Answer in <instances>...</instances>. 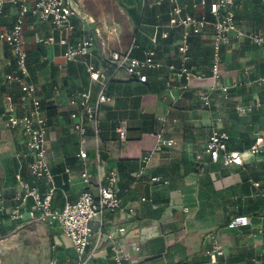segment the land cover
<instances>
[{
  "label": "crops",
  "instance_id": "0c3cea01",
  "mask_svg": "<svg viewBox=\"0 0 264 264\" xmlns=\"http://www.w3.org/2000/svg\"><path fill=\"white\" fill-rule=\"evenodd\" d=\"M257 5L262 7L260 0H235L239 27L264 32V14L259 21L255 18ZM172 7L173 4L165 2L143 10L141 17L146 16V21L136 34L133 56L143 58L147 49L157 46L158 59L167 64L179 63L178 43L182 29H172L168 38H161ZM13 22L1 23L0 31L10 28ZM89 24L90 18L87 26ZM82 26L80 23L76 35L83 34ZM44 27L49 29L43 30ZM214 31L209 25L202 33L191 37L190 65L206 77L210 72ZM41 34L46 39L40 38ZM52 35L57 38L59 32L51 20L28 15L24 37L30 72L38 85L42 104L56 107L54 120L57 124L49 125L48 134V158L57 185L54 205L61 207L66 201L74 202L85 190L96 192L98 174L107 175L117 170L120 190L124 187L128 192L122 194L124 208L105 215L103 231L113 234L126 261L132 264H191L194 260L199 264H264V152L255 155L248 147L243 148L238 150L243 164L224 166L222 162H212L205 151L213 125L247 135L251 140L259 134L264 135V106L256 113L239 111V107L264 100V88L254 82L264 75V48L231 38L223 49V82L233 86L230 94H237L236 100L225 99L217 91L210 109L201 99L211 83L208 78L193 80L191 87L183 90L179 83L168 88L167 67L147 71L151 76L148 79L150 87L124 71L119 72L111 85L114 101L105 105L101 112L98 162L92 130L89 129L85 137L75 131L68 105L73 92L89 86L88 74L85 69L80 72L82 63L67 62L64 46L46 42ZM108 56L109 53L96 47L92 60L112 73L114 67ZM11 57L8 45L0 39V192L4 194L5 204V210L0 209V240L16 226L38 217L37 212H33L32 200L20 207L17 219L11 215L16 205L13 197L20 190L19 170L22 177L42 193L47 188L45 181L35 179L30 172L24 134L20 128H12L4 116L7 95L19 105L20 88L7 78L13 70L8 65ZM82 77L88 81L86 87ZM247 99L251 102H246ZM231 106L240 113L236 120L227 112ZM17 113H23L21 107ZM218 116L222 118L219 123L215 120ZM122 124L127 128L126 139L119 136ZM152 125L153 131L163 129L165 137L174 138L175 145L155 151L158 143L155 132L149 130ZM232 138L238 140V136ZM81 148L88 151L89 158L85 162L78 156ZM85 170L91 174V184L82 179ZM156 176L160 181L151 179ZM241 214L249 216L250 224L229 228L230 219ZM45 225L53 248L51 257L45 262L57 259L60 264H75L71 239L59 225ZM94 226H98L96 221ZM3 241L0 250L7 251ZM214 243L220 250L217 262L211 261L207 254L214 249ZM111 244L110 240L103 239L90 264H116ZM162 244L165 252L155 258ZM7 257L0 253L1 264H23L20 258Z\"/></svg>",
  "mask_w": 264,
  "mask_h": 264
},
{
  "label": "built area",
  "instance_id": "2783aa9c",
  "mask_svg": "<svg viewBox=\"0 0 264 264\" xmlns=\"http://www.w3.org/2000/svg\"><path fill=\"white\" fill-rule=\"evenodd\" d=\"M7 1L15 5L16 18L10 28L0 31V39L8 45L12 56L8 65L13 70L7 78L19 86L20 95L18 106L11 95L6 96L8 106L4 116L12 128H20L25 136L27 146L25 156L28 158L32 176L37 180L45 181L47 185L42 193L40 188L26 181L22 177V171L19 170L17 181L20 184V190L13 197L16 205L12 210V217L18 218L20 207L32 200L33 212L38 214L37 219L50 226L59 225L64 234L71 239L76 255L75 264H90L92 258L98 254L103 239L111 241V250L116 264H132L125 260L113 234L103 231L105 215L110 211L114 213L124 208L117 170H111L107 175L98 174L96 192L85 190L74 202L66 201L61 207L54 205L57 185L48 158V115L38 94V85L33 80L29 69L28 51L25 45L24 35L28 15L51 20L59 36L56 38L52 35L46 42L64 46V57L67 62H78L85 66L90 84L83 90L78 89L73 92L68 99V105L71 107L70 117L73 120L75 131L85 137L88 130H92L97 144L98 162H100L101 112L105 105L114 101L115 95L110 91V84L119 72L124 71L129 77L139 82H147L149 79L147 71L167 67L169 78L166 84L168 88L179 83V87L183 90L189 89L193 80L204 81L208 78L211 83L201 99L203 105L210 109L215 92L220 91L225 99H228L230 90L233 88L223 82V49L225 46L230 43L231 38L236 37L250 45L264 48V32L248 31L239 27L236 20L235 0H193L183 3L179 0H141L143 10L148 6H160L165 2L173 4L170 18L161 38H168L172 29H182L178 43L180 61L179 63H164L157 58V46L147 49L143 58L133 56L132 52L137 46L134 38L126 50L110 51L107 59L113 65L114 70L109 73L92 60L98 30L93 29L91 32L90 27L87 26L89 16L80 11L81 9L77 7L74 0H0V14ZM260 1L264 8V0ZM80 23L83 24L81 27L83 34L78 36L76 32L80 29ZM209 25L215 31L212 40L210 74L206 77L190 65V51L191 37L202 33ZM254 82L264 88V75L257 77ZM236 86L237 84L234 85ZM263 106L264 100L258 99L250 105L239 107V111L251 113ZM19 107L23 110L22 114L17 113ZM221 119L218 116L215 120L219 123ZM118 132L121 139L127 138V128L124 124L119 127ZM155 135L158 143L155 151L172 148L176 143L174 138L164 136L163 129L158 130ZM229 142L230 134L213 125L205 146V151L212 162H222L224 166L244 163L241 152L230 149ZM248 150L255 155L263 153L264 135H257ZM78 156L84 162L89 158L88 151L82 148ZM66 170L70 171L69 168ZM81 176L86 184H91L92 177L88 170H85ZM151 179L160 181V177L157 176ZM0 209L5 210L2 192H0ZM95 221L98 223L96 227L94 226ZM249 224V216L241 214L232 217L228 227L237 229ZM121 230L124 231V228ZM213 246L214 249L208 251L207 254L211 257V261L217 262L216 257L220 250L215 243ZM46 264L60 263L57 259H50Z\"/></svg>",
  "mask_w": 264,
  "mask_h": 264
},
{
  "label": "rangeland",
  "instance_id": "374dc122",
  "mask_svg": "<svg viewBox=\"0 0 264 264\" xmlns=\"http://www.w3.org/2000/svg\"><path fill=\"white\" fill-rule=\"evenodd\" d=\"M74 2L82 12L88 14L91 32L93 29L98 30L96 47L107 54L113 50L121 51L128 48L138 31L143 29L146 21V16L141 17L143 8L140 0H74ZM131 10L134 11L133 15ZM15 15L16 9L7 1L0 17H3L7 23H12ZM48 29V27L43 28L46 31ZM43 37L46 39V36L41 34L40 38ZM236 95L230 94L229 100L235 99ZM249 95L252 97V94ZM246 102L251 101L247 99ZM231 109L236 110L234 107ZM42 222L39 219H33L29 223H22L13 228L8 236L0 240V242L4 240L7 247V251L0 250L1 256L20 258L23 264L24 262L25 264L46 263L45 261L53 253V248L49 241L50 232L46 229L47 225Z\"/></svg>",
  "mask_w": 264,
  "mask_h": 264
},
{
  "label": "trees",
  "instance_id": "16d2710c",
  "mask_svg": "<svg viewBox=\"0 0 264 264\" xmlns=\"http://www.w3.org/2000/svg\"><path fill=\"white\" fill-rule=\"evenodd\" d=\"M141 1V0H140ZM260 3H261V1H260ZM10 4H11V6L13 7V8H15L16 9V7H15V5L14 4H12L11 2H10ZM262 5V4H261ZM5 6H6V3H5V5H4V8H5ZM4 8H3V10H4ZM132 11V15H133V10H131ZM143 11V10H142ZM3 12V11H2ZM144 12V11H143ZM262 14H264V8H263V6L262 7H258V5H257V7H255V18L259 21V19L261 18V19H263V15ZM236 20H237V16H236ZM6 24L7 23V21L3 18V19H1L0 20V24ZM79 68H80V72L81 73H83V71H84V66H82V65H79ZM29 69H30V67H29ZM31 70V72H32V69H30ZM155 73L157 72V71H154ZM209 74H210V72H209ZM150 76V75H149ZM89 77V76H88ZM151 78V76L149 77V79ZM82 80L83 81H85L84 82V86L86 87L87 85H88V81L85 79V78H83L82 77ZM113 80L111 81V84H110V91H111V85L113 84ZM143 84H145V85H148L149 87H150V83H149V80L147 81V82H142ZM82 90H83V88H81ZM150 89V88H149ZM152 89V88H151ZM112 92V91H111ZM113 93V92H112ZM43 106H44V108H46V110H47V115L49 116V125H51V126H54V124H57V123H55V120H54V117H55V113H56V107L54 106V105H52V104H50V105H46L45 103H43ZM227 112L229 113V115H230V117L232 118V119H234V120H236L237 118H238V114H240V113H238V111L237 110H235V109H231V107L230 108H228L227 109ZM257 112V110H254L253 111V113H256ZM50 114V115H49ZM50 118H51V120H50ZM152 128H153V125L152 126H150V132L152 131V132H157V131H153L152 130ZM147 131H149L148 129H146ZM228 131V133L230 134V145H229V148L230 149H233V150H243V148H246V147H250L253 143H254V141L255 140H251V137H249V136H245V135H240V134H236V133H233L232 132V130H227ZM101 132H102V126H101ZM101 135V134H100ZM232 136H238V140H234V138H232ZM231 144H233V145H231ZM121 162V161H120ZM125 189H124V187H122L121 188V195L122 194H124L125 192H128V190H126V191H124ZM162 202H167L166 200H163ZM159 242L160 241H163V239H157ZM165 252V245H163L162 244V247L160 248V250H158V251H156V256H155V258H157V257H159V256H161L163 253ZM209 259L211 260V257H209ZM191 264H199V262L198 261H196V260H194V261H192V262H190ZM181 264H186V263H181ZM187 264H189V263H187Z\"/></svg>",
  "mask_w": 264,
  "mask_h": 264
}]
</instances>
